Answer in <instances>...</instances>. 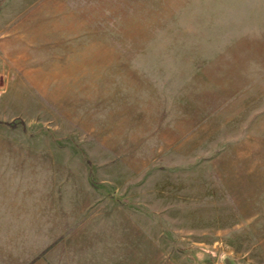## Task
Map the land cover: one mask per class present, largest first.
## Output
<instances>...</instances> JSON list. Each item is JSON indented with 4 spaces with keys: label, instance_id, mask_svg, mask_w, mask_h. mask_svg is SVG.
<instances>
[{
    "label": "rangeland",
    "instance_id": "obj_1",
    "mask_svg": "<svg viewBox=\"0 0 264 264\" xmlns=\"http://www.w3.org/2000/svg\"><path fill=\"white\" fill-rule=\"evenodd\" d=\"M0 264H264V0H0Z\"/></svg>",
    "mask_w": 264,
    "mask_h": 264
}]
</instances>
